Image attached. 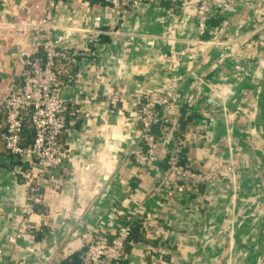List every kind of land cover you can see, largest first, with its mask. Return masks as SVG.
<instances>
[{
  "label": "crops",
  "instance_id": "1",
  "mask_svg": "<svg viewBox=\"0 0 264 264\" xmlns=\"http://www.w3.org/2000/svg\"><path fill=\"white\" fill-rule=\"evenodd\" d=\"M200 1L54 0L53 37L75 53L57 63L56 88L68 100L67 177L59 190L45 186L35 209L30 154L9 156L0 143V264H77L90 235L114 233L131 211L142 228L125 252L137 264H264V0H217L204 35L216 40L210 46L190 43ZM47 12L48 0H0V130L2 97L20 88L28 65L21 51L35 53L41 40L8 23ZM114 89L171 94L177 110L159 107V115L183 121V162L234 171L178 198L151 196L173 138L159 137L155 165H138L130 154L138 98L111 102Z\"/></svg>",
  "mask_w": 264,
  "mask_h": 264
},
{
  "label": "built area",
  "instance_id": "2",
  "mask_svg": "<svg viewBox=\"0 0 264 264\" xmlns=\"http://www.w3.org/2000/svg\"><path fill=\"white\" fill-rule=\"evenodd\" d=\"M114 7L125 5L138 6L144 2L157 0H107ZM231 0H224L227 6ZM217 0H201L196 8V35L190 43L212 45L216 40L204 38L207 32L209 12ZM54 0H48L49 12L42 15L16 14L15 19L8 23L18 34L38 33L41 36L39 50L30 54L27 50L21 53L28 57V65L23 71L19 89H11L2 97L5 111V128L0 130V143L9 156L30 154V166L35 169L34 183L30 187L32 206L42 202V189L50 186L59 190L65 184L66 148L62 134L66 127V107L68 100L61 96L56 88L59 74L56 62L75 55L60 47L53 37L57 23L53 20L51 9ZM258 30L254 28L252 32ZM130 95L139 102V137L130 154L134 161L143 167L155 165L160 160L159 138L153 131L158 117V107L177 110V103L171 94L152 96L145 92L126 93L114 89L107 94L111 102ZM30 116L33 126V139L27 145L22 143L23 116ZM173 138V146L167 155L166 165L162 168L159 180L154 184L150 195L160 197H179L180 194L191 192L200 185L221 180L228 171H234L230 165L211 170H196L181 158L185 154L184 138L179 133L169 131L167 137ZM135 212L125 216L114 233L97 232L88 237L85 247L80 253L81 264H137L126 257L125 247L131 231ZM20 233L8 237L15 244ZM0 248V253H1ZM145 264H157L155 259Z\"/></svg>",
  "mask_w": 264,
  "mask_h": 264
},
{
  "label": "trees",
  "instance_id": "3",
  "mask_svg": "<svg viewBox=\"0 0 264 264\" xmlns=\"http://www.w3.org/2000/svg\"><path fill=\"white\" fill-rule=\"evenodd\" d=\"M59 61V60H58ZM58 61L56 62V69H57V63ZM58 71V74L59 73V70L57 69ZM60 77V75H59ZM159 108V107H158ZM159 109H158V117L153 125V131L154 133L158 136V138L160 136H164V137H167V133L169 131L171 132H177V131H180L182 128H183V121L181 122H178L177 121V125L175 124V126H177V129H175L174 127V124L171 122H169L167 119H165L164 117H160L159 115ZM157 124V130L155 129V125ZM5 128V125L2 129ZM1 129V130H2ZM33 139V126L31 124V120H30V116L28 114H25L24 113V116H23V130H22V143L27 145L28 143H30ZM181 162H183V157L181 158L180 160ZM166 162H167V155L165 156V160L163 161V167L166 165ZM187 194H189V192H187ZM34 208L37 209V210H41L42 207H40V205H37V204H34ZM142 228V223L139 221V220H136L135 218L133 219L132 221V224H131V231H130V234L128 236V239L129 237L132 235H135V236H138V230H141ZM127 239V241H128ZM85 247V246H84ZM82 252V250L79 252V254H73V257L76 255V262L77 264H81L80 262V253Z\"/></svg>",
  "mask_w": 264,
  "mask_h": 264
}]
</instances>
